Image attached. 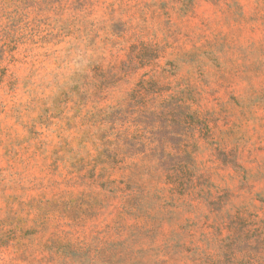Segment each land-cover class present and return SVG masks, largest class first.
Wrapping results in <instances>:
<instances>
[{"label": "rangeland", "instance_id": "374dc122", "mask_svg": "<svg viewBox=\"0 0 264 264\" xmlns=\"http://www.w3.org/2000/svg\"><path fill=\"white\" fill-rule=\"evenodd\" d=\"M0 264H264V0H0Z\"/></svg>", "mask_w": 264, "mask_h": 264}]
</instances>
